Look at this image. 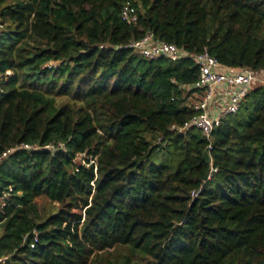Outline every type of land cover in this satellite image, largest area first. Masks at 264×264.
Segmentation results:
<instances>
[{"label": "trees", "instance_id": "1", "mask_svg": "<svg viewBox=\"0 0 264 264\" xmlns=\"http://www.w3.org/2000/svg\"><path fill=\"white\" fill-rule=\"evenodd\" d=\"M204 50L264 70V0H0V264H264V88L182 129Z\"/></svg>", "mask_w": 264, "mask_h": 264}, {"label": "built area", "instance_id": "2", "mask_svg": "<svg viewBox=\"0 0 264 264\" xmlns=\"http://www.w3.org/2000/svg\"><path fill=\"white\" fill-rule=\"evenodd\" d=\"M133 13L134 8L127 4L123 9L122 15L124 19H130L133 17ZM125 46L150 59L165 57L172 61H177L188 55L175 43L157 39L151 31H148L139 39H132ZM190 58L199 65V76L193 86L200 90L196 92L200 93V95L192 100L196 114L191 120L185 122L181 128L196 127L211 142L213 132L221 125L222 120L226 116L240 110L247 92L255 85L264 88V70L224 65L207 50L199 54H191ZM55 65L56 63L50 62L48 68ZM11 73L12 70L8 69L4 74H0V84ZM59 145L63 144L60 143ZM26 146L34 147L32 145ZM209 147L211 148V143ZM12 151V148L6 149L0 154V165ZM80 161L83 160H78V162ZM11 191L12 189L10 188L9 191L1 196L0 209L6 206ZM35 241H37V238H35ZM34 246L35 243L32 244V247Z\"/></svg>", "mask_w": 264, "mask_h": 264}, {"label": "rangeland", "instance_id": "3", "mask_svg": "<svg viewBox=\"0 0 264 264\" xmlns=\"http://www.w3.org/2000/svg\"><path fill=\"white\" fill-rule=\"evenodd\" d=\"M158 159L159 160H163L164 158V154L163 153H158ZM37 201L39 203V206L41 208V210H44V209H49L51 207H53V203L47 198V197H39L37 198Z\"/></svg>", "mask_w": 264, "mask_h": 264}, {"label": "crops", "instance_id": "4", "mask_svg": "<svg viewBox=\"0 0 264 264\" xmlns=\"http://www.w3.org/2000/svg\"><path fill=\"white\" fill-rule=\"evenodd\" d=\"M198 95H200V93H194L193 96H191V99L196 98V96L198 97Z\"/></svg>", "mask_w": 264, "mask_h": 264}]
</instances>
